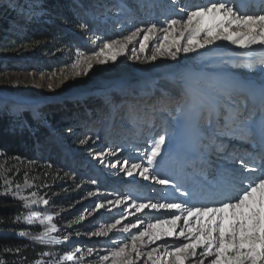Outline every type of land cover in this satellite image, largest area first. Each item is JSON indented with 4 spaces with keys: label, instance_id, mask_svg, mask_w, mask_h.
Masks as SVG:
<instances>
[{
    "label": "rangeland",
    "instance_id": "374dc122",
    "mask_svg": "<svg viewBox=\"0 0 264 264\" xmlns=\"http://www.w3.org/2000/svg\"><path fill=\"white\" fill-rule=\"evenodd\" d=\"M87 1L88 9L82 14L76 12L79 23L87 24L86 17H92L102 24V31H88V38L94 46L92 51L73 50L57 40L30 36V20L48 12L43 6L44 0H41L42 8L35 9L40 14L31 16L24 15L21 9L26 10L36 0H0V10L8 6L7 9L13 13L11 28L6 34H0V110L9 111L14 117L13 128L16 124L24 127L23 113L30 111L38 121L48 126L52 143L66 153L65 167H58L54 175L48 174L46 171L53 172L50 166H46L51 149L42 144L43 153L35 161H23L21 178L7 177V183L4 182L6 190L15 198H25L21 200L29 212L23 219L24 223L42 229L39 235L20 233L19 236L39 241L37 238L52 225L56 227L50 235L61 243H51L58 247L57 250L53 254H45L37 264H111V260L105 262L102 257L109 254L108 250L117 242L147 229L148 224L156 223L157 218H168L167 213L174 211L150 208L137 211L132 206L134 202L164 203L174 198L179 202L186 199L182 192L191 194L187 197L191 203L202 200L205 194L201 192L198 169L184 165L172 147L180 138H187L184 126L193 118L192 114L182 95L172 96L165 92L168 95L161 100V94H157L155 89L164 80L182 84L190 77L206 78L236 88L247 87L259 82L258 69L262 67L259 61L264 59V45L243 48L224 40L189 54L180 53L176 60L159 53H156V61L145 59L155 53L157 44L162 42L163 34L158 31L150 37L144 53L139 52V42L144 35L141 33V37L128 44L127 50L119 53L115 61L109 59L106 64H100L94 53L103 47V43L111 40L123 42V37L131 34L136 27L147 29L152 23H156L158 29L166 27L171 19L184 17L185 9L206 5L209 0H119L115 1L117 7L113 12L103 5L107 0ZM128 1L133 5L127 8ZM12 4L16 7L9 6ZM251 11L256 13L254 9ZM58 16L59 12H53L49 19ZM176 27L179 29L181 26ZM173 38L170 36L169 41ZM199 39H203V33ZM136 55H139V60L134 58ZM77 59L80 66L73 68ZM254 62L255 67H252ZM89 63L92 68L83 74ZM77 72L81 74L77 75ZM113 93L118 95L117 100L113 99ZM90 98H95L94 101L102 99V103L95 106ZM65 107L71 113L61 116L55 125L44 117L47 110L60 113ZM90 115H96L97 120L89 119ZM104 122L109 123V128L106 130L102 126L106 130L102 138L99 136L102 131L100 124ZM165 131L168 132L166 148L172 150V155L162 148L161 157L157 159L162 158V177L169 178L173 184L179 183L180 192L173 193L170 186L160 185L151 178L145 180L138 170H133L132 176L127 175L132 162L146 166L142 149L150 147V138L158 139L159 134ZM86 136L91 139L82 144L80 141ZM233 143L238 148H250L243 141ZM102 152L104 155L100 156ZM124 160L130 162L129 169L117 163ZM113 164L116 167H112ZM75 167L92 169L94 176L107 180L115 187L114 190L101 188L97 178L94 179L96 183L78 180ZM72 190L76 191L74 195ZM44 200L48 201L47 205ZM117 200L119 204L115 203ZM100 203L105 207L97 208ZM47 216H51L52 220H45V224L40 225L39 221ZM28 218L32 223H28ZM117 220L119 224H116ZM132 223H136L137 228H131ZM113 224L116 225L114 228ZM125 227L129 228L127 232L123 231ZM167 227L164 225L149 230L161 235V239L154 243H149V237H144L141 247L145 254L141 257L143 264H153V261L156 264H172L165 248L160 245L166 242L172 250L171 246L183 240L178 236L184 228L183 220L176 228V236H166ZM100 232L106 235L93 234ZM137 244L139 246L140 241ZM153 248L158 251L152 252V260H148L147 253ZM88 249L92 250L91 255ZM185 264H195V258L187 259Z\"/></svg>",
    "mask_w": 264,
    "mask_h": 264
},
{
    "label": "snow or ice",
    "instance_id": "6c2138e0",
    "mask_svg": "<svg viewBox=\"0 0 264 264\" xmlns=\"http://www.w3.org/2000/svg\"><path fill=\"white\" fill-rule=\"evenodd\" d=\"M9 6L16 7L14 4ZM37 7L42 8L41 0H36L34 5L21 11L26 16L38 15L40 13L35 11ZM260 8V12L249 14L247 7L236 0H209L206 5L185 9L184 17L171 19L166 27L158 29L157 24L152 23L147 29L136 27L131 34L123 37V42H105L94 56L100 64H106L109 59L115 61L119 53L127 50L128 44L141 37V33L144 35L139 42V52L144 53L150 37L158 31L163 34L162 42L157 44L155 53L145 59L156 61V53H159L176 60L180 53L195 52L218 40L229 41L243 48L264 45V0H261ZM177 25L181 27L177 29ZM80 27L86 29L88 25L80 24ZM202 33L201 40L199 37ZM170 36H174L171 41ZM134 58L140 59L139 55ZM259 63L262 65L258 69L259 82L243 88L225 86L206 78L190 77L182 82V98L193 118L184 126L187 143L182 150L181 162L198 169L204 198L191 203L187 199L191 194L182 192L181 195L186 199L179 202L175 198L164 203L134 202L132 206L137 211L146 208L174 211L167 213L168 218H157L156 223L148 224L147 229L117 242L108 250L109 254L102 257L103 261L111 260V264H138L145 255L141 251L144 237H149V243L161 239L159 232L150 233L149 230L168 225L164 234L173 237L177 235L176 228L183 220L184 228L178 234L183 240L171 246L172 250H169L166 242L160 245L165 248L172 264H185L189 258H195V264H205L206 260L207 264H264V59ZM79 66L80 60L77 59L72 67ZM251 66L255 67V62ZM91 68L92 64L89 63L83 69V74H87ZM80 74L77 72V75ZM167 95L162 92L159 99L163 100ZM166 135L167 131L159 134L158 139L150 138V147L142 149L146 166L132 162L129 169L128 160L117 163L129 169L127 175L132 176L133 170H138V174L145 180L151 178L160 185L170 186L175 193L180 192L181 185L162 177V158L157 159L161 157L162 148H165L168 155H172V150L166 148ZM89 139L91 137L86 136L80 142L86 144ZM233 141L246 142L250 148H238ZM99 155L103 156L104 153ZM111 166L116 167V164ZM164 199L167 200L166 197ZM43 203L47 205L48 201L44 200ZM115 203L119 204L120 201ZM96 207L104 208L105 205L100 203ZM45 220L51 221L52 217L41 219L40 225H44ZM28 223H32L31 218H28ZM119 223L117 220L116 224ZM115 226L112 225L113 228ZM130 227L137 228V224L132 223ZM128 230V227L123 229L124 232ZM55 231L56 227L52 225L37 239L46 244L61 243L50 235ZM93 234L106 235L104 232ZM137 241H140L139 246ZM87 251L89 255L92 254L91 249ZM156 251L158 249L153 248L147 253V259L152 260V252ZM153 264L156 262L153 261Z\"/></svg>",
    "mask_w": 264,
    "mask_h": 264
},
{
    "label": "trees",
    "instance_id": "16d2710c",
    "mask_svg": "<svg viewBox=\"0 0 264 264\" xmlns=\"http://www.w3.org/2000/svg\"><path fill=\"white\" fill-rule=\"evenodd\" d=\"M111 2L113 3V1ZM128 4L133 5L131 1H128ZM43 6L48 12L40 15L39 18L30 20V27L28 28L30 36L35 39L57 40L61 44L71 46L73 50L92 51L94 46L88 38V31H102V24L98 19L86 17L88 18V28L80 27V18L76 16V12L82 14L88 9L87 0H75L74 4L72 0H44ZM7 8L8 6L0 10L1 35L6 34L7 29H10L12 25L13 13ZM53 12H59V16L50 20V15ZM155 91L157 94L166 92L172 96L182 95L181 84L170 79L158 84ZM112 95L114 100L118 99L116 93ZM94 100L96 99L90 98L95 106L102 103V99H99L100 101ZM59 112L47 110L44 112V117L51 125H55L61 116L71 113L67 107L64 111ZM96 117V115H90L89 119L95 120ZM13 118L9 111L0 110V264H37L45 254H53L58 247L19 236L20 233H25L28 236L31 234L39 235L42 229L24 223L23 219L29 212V208L23 200L15 198L10 191L6 190L4 182L7 177L21 178L24 172L23 161L27 159L35 161L43 153L42 144L51 149L47 154L46 160L49 163L46 166H50L49 168L53 172L46 171L48 174L54 175V170H58V167H65L66 153L52 143L51 131L48 126L38 121L30 111L23 113V119L26 123L24 127L16 124V127L13 128ZM100 125L102 131L99 136L103 138L105 131L109 128V123L105 124L104 122L103 125L102 123ZM16 172L18 175H15ZM74 172L80 181L89 183L97 178L101 188L113 190L115 188L104 178L94 176L92 169L83 170L75 167ZM56 175L57 173H55ZM75 192L72 190L73 195Z\"/></svg>",
    "mask_w": 264,
    "mask_h": 264
},
{
    "label": "bare ground",
    "instance_id": "6f19581e",
    "mask_svg": "<svg viewBox=\"0 0 264 264\" xmlns=\"http://www.w3.org/2000/svg\"><path fill=\"white\" fill-rule=\"evenodd\" d=\"M260 5H261V2L259 3V6L258 7H256L255 5L252 6V8L254 9V11L256 13H258L259 10L261 9L260 8ZM252 8L251 7L250 8L249 7L247 8V11H248L249 14H255L254 12L251 11ZM186 143H187V138L184 137V138H180V141H178V143L175 142L174 144H172V147L174 148L175 152H177V154H178V156H179L180 159H181L182 150H183V148H184V146H185ZM145 243H147V242H145Z\"/></svg>",
    "mask_w": 264,
    "mask_h": 264
}]
</instances>
